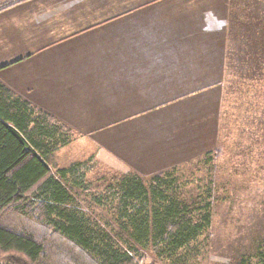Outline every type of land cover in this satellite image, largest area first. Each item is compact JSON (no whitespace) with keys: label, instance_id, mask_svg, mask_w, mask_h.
<instances>
[{"label":"crops","instance_id":"crops-1","mask_svg":"<svg viewBox=\"0 0 264 264\" xmlns=\"http://www.w3.org/2000/svg\"><path fill=\"white\" fill-rule=\"evenodd\" d=\"M248 16V0H0V84L81 135L92 132L82 121L185 104L197 135L184 152L199 153L196 139L212 137L199 126L217 115L205 90L223 81L227 42ZM69 84H82L81 101ZM155 84L167 90L156 103Z\"/></svg>","mask_w":264,"mask_h":264},{"label":"rangeland","instance_id":"rangeland-1","mask_svg":"<svg viewBox=\"0 0 264 264\" xmlns=\"http://www.w3.org/2000/svg\"><path fill=\"white\" fill-rule=\"evenodd\" d=\"M248 3V19L234 26L233 38L227 42V52L232 56L227 57L223 81L204 93L210 99V109L213 101L217 102V115L207 116L199 126L212 137L189 144L200 147L201 152H184L185 136L194 140L197 135L189 130L192 121H188L186 105L154 104L151 113L131 121L79 122L90 123L92 132L73 133V141L56 153L60 169L88 162L87 189L66 187L86 216L112 236L117 230L114 207L94 200L103 196L111 178L134 173L147 182L157 174L168 173L175 180L178 199L196 206L203 200L210 202V226L174 264H229L241 256L249 257L251 264L264 262V257H258L264 255V0ZM69 85L75 87L81 101L82 84ZM90 85L89 95L97 89L95 84ZM154 88V103L165 100L167 90L160 84ZM94 99L90 109L96 106L98 98ZM126 107L129 106L124 102L118 107L124 110L122 117L127 113ZM147 107L137 104L136 111ZM106 108L109 117L114 104H107ZM97 126L101 128L94 130ZM87 129L83 130L88 132ZM2 219L17 230L44 232L34 222L12 212L5 211ZM49 244L48 255L54 264H89L64 240L51 236ZM138 252L143 258L140 264H169L160 261L152 249L138 248Z\"/></svg>","mask_w":264,"mask_h":264},{"label":"trees","instance_id":"trees-1","mask_svg":"<svg viewBox=\"0 0 264 264\" xmlns=\"http://www.w3.org/2000/svg\"><path fill=\"white\" fill-rule=\"evenodd\" d=\"M73 136L67 126L0 84V264H54L48 255L51 236L77 249L89 264H140L138 248L152 249L160 261L174 264L210 226V202L196 206L178 199L170 174L145 182L127 173L111 178L103 196L94 198L114 207V236L101 229L66 187L87 189L88 162L61 169L56 164L57 151ZM5 211L44 232L9 226L2 219ZM229 264L251 262L241 256Z\"/></svg>","mask_w":264,"mask_h":264}]
</instances>
